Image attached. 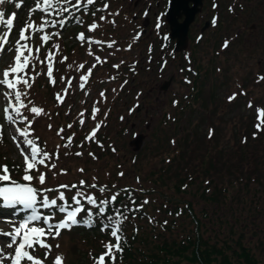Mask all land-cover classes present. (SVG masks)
<instances>
[{
  "label": "rangeland",
  "instance_id": "rangeland-1",
  "mask_svg": "<svg viewBox=\"0 0 264 264\" xmlns=\"http://www.w3.org/2000/svg\"><path fill=\"white\" fill-rule=\"evenodd\" d=\"M262 1L263 6L260 8H264V0ZM21 2L22 6L16 8L15 5ZM116 4L118 11L123 15L119 16L117 24L111 23L108 19L109 29L106 24L107 19L99 20L100 16L105 17L102 12H99L95 19H91L84 28L76 29L77 32L74 29L65 32L54 29L60 33L59 37H54L48 45L41 48V58L46 57L48 51L56 53L54 77L57 83L54 86L49 83L46 75L36 77L34 82L30 80L31 89H24L23 85L19 86L29 93L25 103L31 100L33 105L42 107L48 114L34 118L33 126L29 130L31 133L29 138H38L37 144L48 153L59 154V159L53 157L51 161L56 164L55 169L49 170L38 166L39 170L46 174V186L55 188L61 184H77L84 180L87 184L107 185L110 189L108 193H112L114 189H122L125 185L153 192L151 195L144 196L150 203L147 206L148 217L158 218L156 221H166L172 224L177 219L175 226H178V231L174 227L172 235H167L169 238L180 234L182 230L190 231L191 223L188 214L170 217L167 212H163L168 208L171 212L176 210L175 205L165 202L168 199L182 201L184 205L185 202H190L194 213L198 216L205 211L210 215L214 213L216 217L225 213L227 225L219 229L215 226L211 235L212 232L217 233L218 230L222 234H227L229 228L232 227L234 233L243 230L249 237L254 230L255 236L252 239L254 253L260 262H264V210L262 211L264 209V186L250 184L247 188V186L244 187L245 180L243 186H239L238 180L235 179V186L230 188V193L225 194L224 198L217 197L219 209L214 210V206L199 197V193L196 192L197 188L200 192L205 187L211 190L212 184L202 185L200 188L193 185L192 195L178 194L152 184L153 178L150 177L153 170L167 165L168 160L172 159L174 147L170 145L171 141H176L178 145H181L184 144L182 139H187L185 144L188 146V151L184 153L187 165L188 163L195 164L194 161L200 159L205 150L215 155L216 149L226 146L229 143L228 140H233L234 134H239L240 131H244L243 133L251 130L253 133L257 132L254 127L257 123L256 109H264V81L257 82L259 76H264V24L251 30L252 25H257L258 15L255 11L251 14V18H248V25H245L244 18L239 22L240 25H245L247 34L250 28L252 38L246 40V35L244 40H237L236 53L230 56L225 51L222 52L218 56L219 70L213 74H207L205 80L199 79L203 85L201 89V104L203 105L199 103L191 108L182 109L187 99L190 98L195 81L194 75L188 71L198 67L197 62H191L192 58L189 62L184 61L181 55L174 52L175 50L166 49L162 45L165 44L164 42L159 44L161 41L157 37L158 31L154 26L153 14L158 11L157 5L160 4L159 10L162 9V0H118ZM254 4L255 0H252L250 7H255ZM34 6L35 0H7L4 5H0V11L5 12L6 18L15 13L14 28L10 37L13 46L15 40L18 39L19 29L25 25L26 21L38 25L42 17L55 20L56 16L48 17L39 11L29 18V10ZM148 7H150V12L147 11ZM112 10L113 7L110 12ZM114 11L115 14H119L117 10ZM262 13L264 14V11ZM93 22L98 23L99 28L89 33L88 25ZM240 25H237L238 29L241 28ZM143 30H145L144 34ZM49 31L53 29L45 28V32ZM79 33H85L86 37L103 43L88 45L77 39L76 36ZM42 34L32 33L33 40L28 42L33 46L34 54L35 46L42 43L39 40V35ZM137 34H140L139 40H134ZM111 41H115L116 44L113 48H108L107 44ZM52 44H58L60 51L51 48ZM151 45L153 51L150 49ZM129 46H131L130 50ZM171 48L174 49L173 46ZM89 50L93 51L92 56L88 54ZM97 56L101 61L106 62L97 63L95 60ZM63 57H67V60L61 64L58 61ZM12 58V52L0 54V74L9 66ZM79 64L85 65L83 70L85 74L88 68L96 64L84 90L79 88L80 71H77ZM117 64L119 68L113 67ZM37 70H43L46 73V63L43 65L37 63ZM61 76L66 80L68 78L72 80L73 86L68 88L67 94L63 92L66 84L60 81ZM163 86L166 88L163 89ZM3 91L7 89L0 86V155L4 162L24 167L21 149H18L16 143L13 142L15 128L3 120V108L6 106ZM58 92L64 97V103L56 100ZM101 92L104 93V97L100 96ZM234 93L237 94L236 99L229 102L228 97ZM250 102L253 105L252 108L248 107ZM93 106L99 109L95 119H92ZM22 111L30 119L33 118V114L24 109ZM80 112H84V117L79 115ZM81 119L85 120L83 125L79 122ZM49 124L52 125L51 129L48 127ZM69 124L72 128H68ZM97 124L101 125L96 136L98 142L86 141L85 137ZM17 126L23 127L24 125ZM59 129H64L61 133L65 137L63 140L56 134ZM259 134L257 139L264 137V132H259ZM68 136H73L72 146L57 148L58 145L62 146L67 142ZM138 137H141V141L139 146L135 147L133 142ZM16 139L23 147V137L17 136ZM260 145L262 146L255 144V147H250L251 150L256 151L259 158L264 157V143ZM75 152H82L83 155L76 156ZM89 152L93 153L96 158L93 159ZM197 164L199 162H196ZM81 168L84 169L83 173L78 171ZM61 169L66 174H60ZM121 172L124 173L123 176L118 175ZM33 174L36 173L33 172ZM136 175L140 176L139 183L134 182ZM93 177L96 179L93 180ZM262 181L264 183L263 178ZM33 184L42 187L38 180ZM113 185L116 187L113 188ZM215 185L220 187L221 184L217 180ZM62 191H65L68 200L75 192ZM86 191L97 197L98 194L101 195L98 190ZM214 191L212 190V193ZM212 193L206 195L209 196ZM55 195L56 193H49L50 198ZM103 195L108 196L107 192ZM180 206L184 207L183 204ZM0 209L1 213L8 212L4 208ZM1 213L0 231H11L15 221ZM55 219L60 220L61 218ZM147 222L145 218L138 221V225L144 227L140 228V231L144 233V238L138 243L141 251L151 248V245L146 243V238L157 234L160 230L158 227V230L154 232L151 229L149 231V227L146 226ZM159 223L157 225H160ZM96 235L64 230L56 239L49 237L48 243L53 246V251L45 260V264H51L57 254L64 257V264H94V257H99L103 251L102 247L105 248L104 245L112 239L110 235L108 238L106 235L102 238ZM56 244L60 245L59 249L55 248ZM41 250L43 251L41 259H43L45 250ZM39 252L40 249L33 255L40 258Z\"/></svg>",
  "mask_w": 264,
  "mask_h": 264
},
{
  "label": "snow or ice",
  "instance_id": "snow-or-ice-1",
  "mask_svg": "<svg viewBox=\"0 0 264 264\" xmlns=\"http://www.w3.org/2000/svg\"><path fill=\"white\" fill-rule=\"evenodd\" d=\"M6 2L7 0H0V5H4ZM95 3L96 0H75V3H73L72 0H35V6L29 10V18H31L33 13L39 11L48 17L56 16L57 19L49 20L42 17L41 23L38 25L26 21L25 25L19 29L18 39L15 40L14 46L12 45L10 37L14 28L15 13H12L6 18L5 12L0 11V54H6L8 52L13 53L11 63L3 70L2 74H0L2 75L0 86L7 89V91L2 92L3 98L6 101V106L3 108V120L15 128L13 142L16 143L18 149H21V155L24 158V174L21 177L24 183L13 179L7 165H0V172H2V174H0V208H7L13 211L19 209L27 213L14 223L11 231H0V264H6V262L7 264H45V260L48 259L49 254L53 251V246L48 243L49 237H51V239H56L61 236L62 231H71L73 228L81 225L92 227L93 217H102L106 220V223L101 224L100 230L110 234L115 241L113 243L110 240L104 245L105 251L99 257H94V264H117V253L123 254L124 252L122 243L126 240V237L123 235L122 225L124 221L129 218L128 213L133 211L138 212L144 205L149 203V201L145 199L135 209L125 206L123 210L116 208L113 214H107L110 211L108 206L114 205L117 202L120 193L116 192L109 197L98 198L86 191V189L98 190L103 197V194L110 192L107 185L98 186L96 183L87 184L86 181L81 180L78 185L72 184L69 186L67 184H61L55 188L47 187L46 174L41 172L38 166L46 167L49 170L55 169L56 164L51 161L53 157L59 159V154L48 153L37 144L36 141L38 138H29L31 135L29 130L33 126L34 118L48 114L42 107L33 105L31 100L25 103L24 101L27 99L29 93L26 90H22L19 86L23 85L24 89H31L32 83H29V81L31 80L34 82L36 77L41 75H46L49 83L53 86L57 83L54 77L56 53L48 51L47 56L41 58V48L48 45L54 37L58 38L60 33L56 31L45 32V28L55 29L59 26V28L63 29L68 19L64 17L65 13H68L71 18L77 19L73 9L88 13L89 7L94 6ZM21 6L22 2L15 5L16 8H20ZM103 7L107 9L109 6L105 3ZM231 10L232 9H230V11ZM90 14L92 16L96 15L95 11H92ZM99 20L105 21L106 18L100 16ZM213 23H215V20ZM157 27H159V23ZM98 28L99 24L93 22L88 25V32L92 33ZM32 33H43L39 35V40L42 43L35 46V54L33 52V46L28 43L33 40ZM77 39L88 45L103 43L102 41L86 37L85 33H79ZM133 39H139V34L134 36ZM115 44V41H111L107 44V47L113 48ZM222 47H229V42L226 40ZM51 48L59 51L60 46L58 44H52ZM130 48L131 46H129V50ZM25 53H27V55ZM88 54L92 56L94 53L92 50H89ZM66 60L67 57H63L58 62L63 64ZM95 60L97 63L106 62L101 61L98 56L95 57ZM37 63L40 65L46 63V73L43 72V70H37ZM69 67H71V65H69ZM95 67L96 64H93L91 68L86 70L85 74L83 71L85 65L79 64L77 66V71H80L79 88L81 90L85 89L86 83L93 74L92 69ZM113 67L119 68V65H113ZM32 73H34V75H32ZM113 79H115V77H113ZM60 81L66 84L63 92L67 94L68 88L73 86L71 78L66 80L65 77L61 76ZM260 81H264V76L258 77L257 82ZM240 94L244 95L246 93ZM85 95H87V92H85ZM100 96L104 97V93L101 92ZM236 96V93L229 96V102L234 101ZM56 100L59 103H64V97H62L59 92L56 94ZM29 105L32 106L29 107ZM248 107H253L251 102L248 104ZM22 109L33 114V118L30 119ZM98 111L99 109L93 106L92 119L96 118V113ZM256 114L257 123L254 127L257 132H264V109H256ZM79 115L84 117L85 114L84 112H80ZM121 119H123V117ZM79 122L83 125L85 120L81 119ZM17 125L24 126L20 127ZM48 127L51 129L52 125L49 124ZM100 127L101 125L97 124L89 135L85 137V140L98 142L96 136ZM68 128H72V125L69 124ZM62 132H64V129H59L56 134L63 140L65 137L61 135ZM211 134L210 130V136ZM17 136L23 137V147H21V143L17 141ZM253 138H256V133H253ZM246 142L247 139L245 138L242 143ZM72 144L73 136H68L67 142L62 146L58 145L57 148H69ZM113 151H115L114 148ZM74 154L76 156L83 155L82 152H75ZM89 155L92 156L93 159L96 158L91 152H89ZM78 171L83 173L84 169L81 168L78 169ZM33 172L36 174L34 175ZM60 174L66 173L61 169ZM118 175L123 176L124 173L121 172L118 173ZM95 179L96 178L93 177V180ZM34 180H38L42 187L37 188L34 186ZM137 182L139 183V178H137ZM112 187L115 188L116 186L113 185ZM61 189L69 191L76 189L71 197V202H69L66 197L65 191ZM123 191L128 194L129 200L135 204L136 201L132 198L131 192H129L128 189H124ZM49 193H56V195L50 198L48 195ZM86 205L88 206L87 208ZM42 210L54 211L51 214H44ZM56 212L62 214V219H55ZM82 213H86V218L81 217ZM177 215H179V213H177ZM149 222L151 223L152 221L149 220ZM165 223L167 222L165 221ZM38 248L45 250L43 259L33 255ZM55 248L59 249L60 245L56 244ZM51 264H64V257L61 254H57Z\"/></svg>",
  "mask_w": 264,
  "mask_h": 264
},
{
  "label": "trees",
  "instance_id": "trees-1",
  "mask_svg": "<svg viewBox=\"0 0 264 264\" xmlns=\"http://www.w3.org/2000/svg\"><path fill=\"white\" fill-rule=\"evenodd\" d=\"M88 16H90V14ZM69 27L70 24L66 21V25L63 29L65 30ZM193 84L190 98L187 99L184 108L182 106V109H185L186 107L191 108L199 103L201 104V89L203 85H200L197 78H195ZM251 131H246L247 133L240 131L239 134H234L233 138L235 140L229 139V143H227L226 146H223L220 149L215 148V155H212L205 150L204 155L201 156L200 159L194 161L195 164H185L187 161L185 160L184 153L185 151H188V146L185 144L187 139H182L184 144L181 145H178L176 141L174 143L171 141L170 145L174 147L172 150L174 153L172 159L168 160L167 165L159 167L157 170L151 172L150 177L153 178L151 180L152 184L178 194L190 195H192L191 188H193V185L194 187L197 186L200 188L202 185L209 186L212 184L213 187H211V190L210 188L205 187V189L200 192L197 188L196 192L199 193V197L203 200L211 203V205L214 206V210L219 209V199L217 197L224 198L225 194L230 193V188L232 189V187L235 186V179L238 180L239 186H243L242 184L245 180L244 187L247 186V188L250 184H257L259 187L264 186L262 181V178L264 179V157L259 158L256 151L251 150L250 148L251 146L255 147V144H257V146H262L260 144L264 143V137L257 139L260 134L259 132H256V138L254 139L251 136L253 131ZM245 138L247 139V142L242 143ZM225 150L229 152H226ZM1 156L2 155H0V165H7L13 179L24 183L21 179L24 174V167L4 162V160H2L3 157ZM196 162H199V164L196 165ZM0 174H2V172H0ZM137 178L140 180V176L136 175L134 182H137ZM217 180L222 186L220 185V187H218V185H215V181ZM35 181L36 180L33 182L35 183ZM78 184L79 183H77V185ZM34 186L36 185L34 184ZM124 189H128L129 192H131L132 198L136 201L135 204L129 200L128 194L123 191ZM212 190L215 191L212 193ZM71 191H76V189ZM111 192L112 193L107 192L108 196L103 195V197L98 194V198H106L116 192L120 193L117 202L114 205L108 206L110 211L107 214H113L116 208L123 210L125 206L135 209L145 200V195H151L153 193L147 192V190L144 189L141 191V188L136 189L130 185H125L122 189H114ZM208 193L212 194L207 196L206 194ZM69 202H71V199H69ZM165 202L175 205L176 207V210H172V212L170 211V208L163 211L165 213L167 212L170 217L173 215L178 216L177 213L181 215H189V221L191 223L190 231L182 230L180 234H177L176 236H172L171 238L167 237L168 234L172 235L171 232L174 227L178 231V226H175L177 219L173 221V224L159 220L156 221L158 218L154 219L148 217L147 206H149L150 203L146 204L138 212H129V218L124 221L122 225L123 235L126 237V240L122 243V247L124 248L123 254L117 253V264H264V262H260L254 253V247L252 246V239L255 236L254 230L249 237L243 230L234 233L232 227L229 228L227 234H222V232L218 230L217 233L212 232L211 235V231L215 226H218L219 229L222 228V226L227 225L225 213L220 217H216L214 213L210 215L204 210L205 212H203L201 216H198L194 213V209L190 202H185V205L182 201H172L171 199H168ZM182 204L184 206L183 208L180 206ZM87 207L88 206L86 205V208ZM263 210L264 209H262V211ZM42 211L44 214H51L54 210ZM1 214L8 215L9 212ZM26 214L27 213L16 209L15 214L12 216L13 219L17 220ZM57 217L62 219V214L56 212L55 218ZM81 217L86 218V213H82ZM142 218L147 219L148 222L146 226L149 227V231L151 229V231L154 232L158 227L160 229L157 234L146 238V243L150 244L151 248L145 251H141L138 245V243L144 238V233L140 231V228L144 227L138 225V221ZM149 220L152 222L150 223ZM103 223H106L104 218L93 217L92 227L81 225L73 228L71 232H78L80 234H97L96 236L100 238L105 237L106 235L108 238V235L110 234L100 230V226ZM157 223L160 225H157ZM109 240L113 243L115 242L113 238ZM104 249L105 248L102 247V253L105 251ZM39 256L40 258L43 256V251L41 249Z\"/></svg>",
  "mask_w": 264,
  "mask_h": 264
},
{
  "label": "flooded vegetation",
  "instance_id": "flooded-vegetation-1",
  "mask_svg": "<svg viewBox=\"0 0 264 264\" xmlns=\"http://www.w3.org/2000/svg\"><path fill=\"white\" fill-rule=\"evenodd\" d=\"M117 1L118 0H96L95 5L89 7L88 13L73 9L77 19L69 17L68 13H66L64 17L68 18L66 21L70 23V29L72 30L77 26L84 27L86 24H89L91 19H95L98 13L102 12L107 19L106 24L108 28L109 20H111V23L117 24L119 23V16L123 15L118 11ZM251 1L252 0H181V6L178 10H173V0H162V9L159 10L160 4L157 5L156 8L158 11L153 14L154 26L158 31H156L157 37H159L161 41L159 44L161 45L162 42H164L165 44L162 45L166 49L175 50L174 52L181 55L184 61L189 62L190 58H192L193 61L191 60V62H197L196 65L198 68L190 70L188 73H192L194 79L197 78L198 81L200 78L205 80L207 74H213L218 70V56L222 52L225 51L226 54L233 56L237 51V40H244L246 35V40L252 38L250 28L247 34L245 25H248V18H251V14L254 11L258 15V20L256 19V26H251V30H254L258 26L261 27L264 24V14L262 13L264 8H260L263 6V1L255 0V7H250ZM105 3L109 6L107 9L103 7ZM112 7L113 10L110 12ZM230 9L232 10L230 11ZM114 10H117L119 14H115ZM92 11H95V16L90 14ZM147 11L150 12V7H148ZM89 14L90 16H88ZM112 17H114V20H112ZM243 18L245 19L244 26L239 24ZM214 20L215 23H213ZM158 23L159 27H157ZM237 25H240L241 28L238 29ZM137 30L138 29H136V31ZM195 31H197V33H195ZM142 33L144 34L145 30H143ZM174 34L182 35V48L179 50L176 48L177 37H175ZM226 40L229 42V47L223 48L222 46ZM171 45L174 49L171 48ZM150 49L151 51L154 50L152 45ZM200 85H202V83H200Z\"/></svg>",
  "mask_w": 264,
  "mask_h": 264
},
{
  "label": "water",
  "instance_id": "water-1",
  "mask_svg": "<svg viewBox=\"0 0 264 264\" xmlns=\"http://www.w3.org/2000/svg\"><path fill=\"white\" fill-rule=\"evenodd\" d=\"M181 6V0H173V10H178V8ZM175 37H177V42H176V48L179 50L182 48V35H179V34H174ZM166 87L163 86V89H165ZM141 141V137H138L134 142H133V145L135 147H138L139 145V142Z\"/></svg>",
  "mask_w": 264,
  "mask_h": 264
}]
</instances>
